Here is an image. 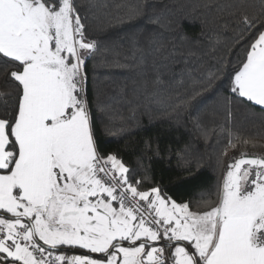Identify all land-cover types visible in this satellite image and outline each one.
<instances>
[{"label":"snow or ice","instance_id":"1","mask_svg":"<svg viewBox=\"0 0 264 264\" xmlns=\"http://www.w3.org/2000/svg\"><path fill=\"white\" fill-rule=\"evenodd\" d=\"M96 7L0 0V264H264V150L248 151L264 149V130L244 136L231 127L237 104L264 112V0L205 5L217 9V19L229 18L220 27L235 51L204 79L192 78L191 94L173 111L187 113L205 141L217 137L224 175L198 199L179 203L146 167L138 171L119 152L101 151L86 89L87 61L97 59L146 85L150 62L167 58L163 45L146 48L140 39L158 21L146 5L130 7L117 24L145 23L117 37L127 44L122 54L90 22L99 20ZM218 81H226L225 92ZM163 84L157 73L153 95L161 105L170 99L159 95ZM205 93L224 109L219 132L203 122L215 117L199 99Z\"/></svg>","mask_w":264,"mask_h":264},{"label":"trees","instance_id":"2","mask_svg":"<svg viewBox=\"0 0 264 264\" xmlns=\"http://www.w3.org/2000/svg\"><path fill=\"white\" fill-rule=\"evenodd\" d=\"M82 3L97 5L92 9L98 21H90L93 27L106 29L105 42L109 47H117L126 53L127 44L123 37L127 32L143 25V19L130 24L124 18L132 6L146 5V11L154 21L141 36L146 48L164 46V56L157 57L155 64H149L148 83L135 72L126 68L105 67L100 60L87 61V95L92 114L100 129L98 140L104 153L119 152L130 168L142 171L148 169V176L162 190L177 202L186 201L202 190L213 189L223 179L224 172L216 167L218 150L217 137L205 141L193 127L187 113L179 117L174 108L180 97L191 94L192 78L202 80L215 72L219 57L235 51L231 34L222 31L220 25L228 17L217 19V9L207 8L217 0H81ZM122 5L116 8L115 5ZM108 5V7H104ZM108 25H112L111 28ZM153 41L152 45L149 42ZM219 41V43H217ZM215 47L216 51L211 49ZM234 62V61H233ZM161 75L164 84L159 95L169 97L166 104L157 103V91L152 86L155 75ZM183 80L181 86L178 82ZM220 92L224 85L217 82ZM226 94V93H225ZM206 105L207 113L215 117L204 118L208 127L219 132L225 124V112L221 105L214 104L211 93L199 98ZM115 119L108 123L110 116ZM193 116L196 113H192ZM105 125L110 131H103ZM231 127L244 136H254L264 130V112L260 106L235 105L232 108ZM259 147H249L248 151H262ZM239 155V149L229 150L224 157L225 166L231 158ZM140 166V167H138ZM83 251V250H82Z\"/></svg>","mask_w":264,"mask_h":264}]
</instances>
